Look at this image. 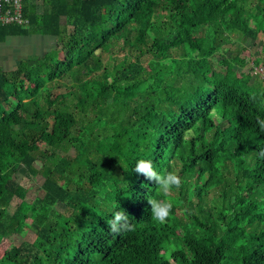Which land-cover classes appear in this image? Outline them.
<instances>
[{"label": "trees", "instance_id": "trees-1", "mask_svg": "<svg viewBox=\"0 0 264 264\" xmlns=\"http://www.w3.org/2000/svg\"><path fill=\"white\" fill-rule=\"evenodd\" d=\"M25 11L27 25H0V43L38 34L61 48L0 65V242L26 226L38 239L0 264H264V89L212 61L235 32L261 39L264 60V0H44ZM139 159L181 188L164 197L133 170ZM21 165L29 182L42 178L40 193L17 180ZM148 199L173 202L165 224ZM117 211L133 230L110 232Z\"/></svg>", "mask_w": 264, "mask_h": 264}, {"label": "rangeland", "instance_id": "rangeland-1", "mask_svg": "<svg viewBox=\"0 0 264 264\" xmlns=\"http://www.w3.org/2000/svg\"><path fill=\"white\" fill-rule=\"evenodd\" d=\"M41 9V6H40ZM233 43L226 44L223 47V55L216 54L212 57V61L215 66L222 69H234L238 74L240 73H253L251 83L264 89V72L255 74V67L264 66V60L261 56L262 40H252L245 38L239 32L232 34ZM61 45L57 42L56 38L38 34H30L28 36H11L5 42L0 43V65L5 71H10L16 68L21 59L27 58L29 55L38 54L43 55L50 50H59ZM191 55L195 54V51L187 49ZM175 54H179L178 51H174ZM63 57V54H60ZM147 58H143V63L146 64ZM253 69V70H252ZM66 88H55L52 91V96L66 92ZM44 145H41L43 148ZM70 154L77 156L80 153L74 149L70 150ZM89 166L90 161H84ZM41 163H36L37 167H40ZM26 167L21 165L19 172L17 173V180L23 185H29V197L34 196L39 192V183L42 178H39L38 182H29V179L25 175ZM50 177L59 182L64 183V180L55 172L51 173ZM64 203H59L57 207L62 210ZM14 207V206H13ZM31 219H27L29 225ZM24 239L35 240L34 234L31 232L28 226L21 234L9 235L2 239L0 242V259H3L4 252L11 248L13 245H19Z\"/></svg>", "mask_w": 264, "mask_h": 264}, {"label": "clouds", "instance_id": "clouds-1", "mask_svg": "<svg viewBox=\"0 0 264 264\" xmlns=\"http://www.w3.org/2000/svg\"><path fill=\"white\" fill-rule=\"evenodd\" d=\"M210 116L214 119H219L218 114L213 110ZM260 130L264 131V120L258 118ZM259 156L264 157V149H261ZM137 174L142 175L146 180L154 181L164 197H168L173 189L179 190L182 186L181 177L175 172L166 171L163 174L158 173L150 160L139 159L133 169ZM148 204L151 206L152 219L163 225L170 217L173 208V202L170 199H148ZM134 226L129 222L125 212H115L113 218L109 221V230L114 234H120L125 231H131Z\"/></svg>", "mask_w": 264, "mask_h": 264}, {"label": "built area", "instance_id": "built-area-1", "mask_svg": "<svg viewBox=\"0 0 264 264\" xmlns=\"http://www.w3.org/2000/svg\"><path fill=\"white\" fill-rule=\"evenodd\" d=\"M44 0H0V25H27L29 18L26 14V6L35 2L38 9ZM255 74L264 72V66L254 68Z\"/></svg>", "mask_w": 264, "mask_h": 264}]
</instances>
